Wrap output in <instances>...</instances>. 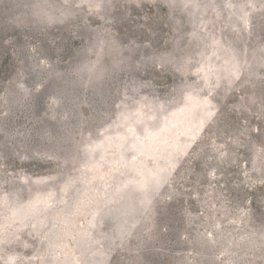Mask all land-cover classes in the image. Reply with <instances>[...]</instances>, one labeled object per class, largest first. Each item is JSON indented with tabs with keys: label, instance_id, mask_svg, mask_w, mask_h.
Masks as SVG:
<instances>
[{
	"label": "rangeland",
	"instance_id": "rangeland-1",
	"mask_svg": "<svg viewBox=\"0 0 264 264\" xmlns=\"http://www.w3.org/2000/svg\"><path fill=\"white\" fill-rule=\"evenodd\" d=\"M0 264H264V0H0Z\"/></svg>",
	"mask_w": 264,
	"mask_h": 264
}]
</instances>
